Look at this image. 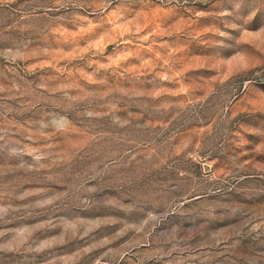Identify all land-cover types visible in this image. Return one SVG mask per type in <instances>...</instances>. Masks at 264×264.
<instances>
[{
	"label": "rangeland",
	"instance_id": "1",
	"mask_svg": "<svg viewBox=\"0 0 264 264\" xmlns=\"http://www.w3.org/2000/svg\"><path fill=\"white\" fill-rule=\"evenodd\" d=\"M0 264H264V0H0Z\"/></svg>",
	"mask_w": 264,
	"mask_h": 264
}]
</instances>
